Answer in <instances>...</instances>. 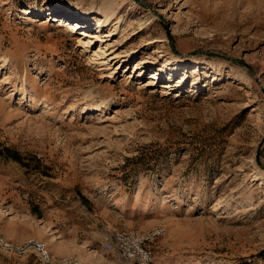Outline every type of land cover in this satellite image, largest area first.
Here are the masks:
<instances>
[{
	"label": "rangeland",
	"instance_id": "obj_1",
	"mask_svg": "<svg viewBox=\"0 0 264 264\" xmlns=\"http://www.w3.org/2000/svg\"><path fill=\"white\" fill-rule=\"evenodd\" d=\"M160 224L154 264H264V0H0V234Z\"/></svg>",
	"mask_w": 264,
	"mask_h": 264
},
{
	"label": "built area",
	"instance_id": "obj_2",
	"mask_svg": "<svg viewBox=\"0 0 264 264\" xmlns=\"http://www.w3.org/2000/svg\"><path fill=\"white\" fill-rule=\"evenodd\" d=\"M166 227L158 225L148 230H107L102 237L104 251L112 264H154L152 243L164 234ZM0 248L14 256L36 254L40 264H87L77 256L56 255L38 239L22 243L12 242L0 234Z\"/></svg>",
	"mask_w": 264,
	"mask_h": 264
},
{
	"label": "bare ground",
	"instance_id": "obj_3",
	"mask_svg": "<svg viewBox=\"0 0 264 264\" xmlns=\"http://www.w3.org/2000/svg\"><path fill=\"white\" fill-rule=\"evenodd\" d=\"M114 10V9H113ZM106 21L109 23L108 25H110L111 24V22L113 21V17L112 16H110V15H106ZM121 18L122 17H120L119 18V20H121ZM68 22V23H67ZM66 23V25H69L70 27V29H76V28H79V29H82V30H85V28H87V26H83V25H81L79 22H72V21H66L65 22ZM65 23H64V25H65ZM107 25V26H108ZM101 26H102V23L99 25V28L98 29H101ZM68 27V26H67ZM83 34L84 35H87V36H92L91 34H89V33H87V31H84L83 32ZM112 34H113V32L112 31H110V34H108V35H105V37H110V36H112ZM94 36V35H93ZM99 37V36H98ZM101 37V36H100Z\"/></svg>",
	"mask_w": 264,
	"mask_h": 264
}]
</instances>
